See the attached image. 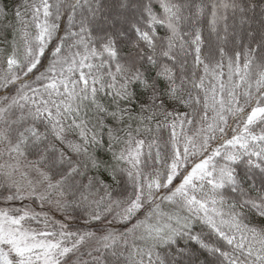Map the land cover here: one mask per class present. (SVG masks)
<instances>
[{
	"label": "snow or ice",
	"instance_id": "obj_1",
	"mask_svg": "<svg viewBox=\"0 0 264 264\" xmlns=\"http://www.w3.org/2000/svg\"><path fill=\"white\" fill-rule=\"evenodd\" d=\"M27 2L28 0H24L25 5ZM83 4L89 5V15L77 22L75 10L81 5V0L70 3L69 23L73 26L78 23L79 29L69 30L66 39L70 40V43L67 47L63 41L57 43L52 52V63L46 72L37 77L44 82L42 88H32L33 95H29L24 92L28 85H24L7 106H0V144L7 146L9 156H24L23 146H35L39 149L41 144H45V147L59 157L54 163H68V175L71 176L78 173L79 168L49 142L50 137L66 144L68 149L77 155H87L89 146L102 143L98 131L103 126L102 118L120 122L126 119H141L140 116L131 115L137 104L141 112L151 114L148 119L155 117L157 110L168 118L173 116V113L166 111V103H186L181 92L184 85H189L203 93L202 97L188 93L191 101L202 104L204 112L201 119L207 120L209 112L214 113L207 128L200 130L206 135L198 151L194 150V141L187 139L183 149L175 148L174 158L168 165L167 173L157 172L151 178L145 177L143 182L141 165L146 162V155L151 156L150 151H145L143 139L137 140L129 131L130 138L126 141L128 147L115 155L117 161L127 162L131 166V170L124 171H127L135 189V195L129 197L126 207L117 215H121L124 220L130 219L145 202H154L156 194L162 189L169 191L162 199H166L176 210L171 214L157 211L160 204L156 203L152 213L157 216L155 222L149 223L146 219L137 223L130 230L133 242L129 244L124 240L123 246L128 249L127 254L117 251L116 245L120 238L112 234L103 238L107 241L103 247L112 250V264H144L145 259L152 264L153 250L157 246L171 245L177 238L187 237L218 254L226 264H264V228L245 223L247 217L244 213V210H247L264 218V189L253 198L245 188V181L250 173L258 170L264 174V65L259 66V72L254 73L255 79L249 82L254 60L252 53L256 49H248L242 65L240 52L237 51L233 57H228L223 47L216 51L220 59L216 60L215 64L210 60L206 62L202 55L204 40L199 29L182 31L184 23L190 18L184 15V9L190 6L187 0H160L162 16L153 11L150 0H83ZM52 8L49 0H39V6H34L33 19L41 20V16L43 19L37 24L38 32L35 36L21 30L20 38L24 41L25 54L23 61L15 52L7 59L8 72L11 74L9 83H15L19 79L15 75L16 70L23 69V75L27 76L41 63V57L59 28V24L55 22L61 18L59 7L56 8L55 18L50 21L49 18L54 16ZM250 8L251 5L246 9L237 0H219L218 5L212 3L210 31L217 33L218 26L223 24L224 35L219 39L227 43L229 34L227 24L223 23L228 19L227 10H239L243 14ZM220 9L224 11H219ZM204 12L205 8L197 4V19L203 16ZM16 15L22 14L17 12ZM246 22L241 19L242 25ZM144 24L147 25V30ZM157 25L168 30L167 40L161 42L159 50L155 33ZM129 30L135 39H128ZM231 35L237 43H242L235 33ZM185 37L189 39L186 40ZM125 42L131 45L127 50ZM187 56H192L194 67L201 69L202 75L199 78H196L195 71L191 73V78L178 77L173 67L161 59L165 58L172 65L183 69L187 63L184 58ZM153 67L159 68V71L150 74V68ZM225 67L229 69L227 73L223 71ZM233 77L237 78L235 82ZM242 86L243 90L238 93L237 89ZM105 97H111L107 107L102 103ZM113 104L116 108L110 110ZM16 107L22 112L26 110L27 115L21 114L9 122L5 117L10 109ZM186 116L187 114L177 117V122L170 127L173 130L177 126L183 128ZM229 117L241 121L234 126L241 130L230 139L224 140L225 128L231 127L228 124ZM93 120L95 124H92ZM25 121L30 123L22 130H16V142L13 143L8 130L13 124H24ZM4 125L7 127H3ZM38 125L42 126L44 131H41ZM136 131L139 134L141 130ZM217 132L221 134L222 142L219 147L212 149L208 141L216 139ZM69 134L77 136L79 143L68 141ZM109 135L119 142L118 135L112 132H109ZM178 135L173 131L174 137ZM189 144L193 145V149L188 147ZM152 147L151 144L147 145L148 149ZM197 154L202 158L192 163L190 171L181 177L180 183L174 185L179 171L189 163L188 157ZM156 155L159 156V151ZM88 158L92 167H99L93 157ZM237 166H242L243 175ZM2 167L0 165V168ZM3 175L5 173L0 171V176ZM6 175L11 179L12 172ZM41 175L45 180H49L47 175ZM60 183L62 181L55 185L49 183L48 187L58 188ZM228 196H234L235 202L230 201ZM13 198L21 197H8ZM225 206L228 208L227 212L224 211ZM95 218L99 219V216ZM30 219L34 220L36 217L27 212L15 216L6 210H0V264H62L63 259L72 253L79 243L84 242V236H79L77 243L68 247L65 241L73 235L72 233L37 232L25 226V221ZM196 222L205 225L219 240L231 246L232 250L209 248L199 235L192 232V225ZM136 240L145 244L150 242V247L141 249ZM160 264H163L162 260Z\"/></svg>",
	"mask_w": 264,
	"mask_h": 264
},
{
	"label": "trees",
	"instance_id": "obj_2",
	"mask_svg": "<svg viewBox=\"0 0 264 264\" xmlns=\"http://www.w3.org/2000/svg\"><path fill=\"white\" fill-rule=\"evenodd\" d=\"M152 1L153 11L157 15L162 16L163 9L160 6V0ZM71 2L74 1L49 0L53 8L55 7L53 12L54 18L57 6L60 11L61 18L55 21L59 24L56 36L48 44L44 56L41 57V63L36 69L27 76L23 75V69L16 70L15 75L18 76L19 79L15 83H9L8 81L11 79V74L8 72L7 59L15 52L17 57L23 61L25 54L24 41L20 38L21 30H26L30 33V36H35L38 30L37 24L40 23L43 18L41 16V20L33 19L35 15L34 6H39V0H28L27 5L24 4V0H0V106H7L11 102V98L16 97L21 87L24 85H28V87L24 88V92H27L29 95H33L31 92L32 88H42L44 82L38 80L37 77L41 73L46 72L52 63L54 59L52 52L57 43L63 41L67 47L70 43V40L66 39L69 30L78 31L79 29L78 23L74 26L69 23L68 17L70 16ZM237 2L242 3L246 9H248L249 5H251V8L243 14L240 13L239 10L235 12L227 10L228 19L223 22L227 24V32L229 34L227 43L219 39V37L224 35L223 24L218 26L217 33L210 31L209 20L212 10L211 5L212 3L218 5L219 0H192L190 6L184 9V15L190 18L184 23L182 31H194L196 28L199 29L204 40L202 55L206 58V62L210 60L212 64H215L216 60L220 59L216 54L219 47L225 49L228 57H233L234 53L237 51L240 52L241 65L245 62V54L248 49L255 48L256 51L252 53L254 60L249 80L251 83L255 79L254 73L260 70L259 66L264 65V43H262V38H264V0H237ZM197 4H201L205 8L204 15L199 19H197L196 16ZM88 7L89 5L83 4V0H81V5L75 10L77 22L79 18L86 15ZM53 8L51 9L52 11ZM220 11L222 10L220 9ZM229 11L231 13H229ZM17 12H20L22 15L17 16ZM242 18L247 22L243 25L242 43H237L236 39L231 34H236V29L239 27L237 21ZM53 19L51 18V20ZM144 28L147 30L146 24H144ZM155 33L159 50L162 46L161 42L167 40L168 30L164 26L157 25L155 27ZM249 33H251V36H249ZM93 35H96L95 28L93 29ZM128 39H135L131 30L128 31ZM185 39L187 40L189 37H185ZM126 47L129 48L131 45L125 42V49ZM161 59L164 63L173 67L178 77L187 76L191 78V73H189L191 70L195 71L196 78L202 75L201 69L194 67L192 56L184 58L187 60V63L183 69H180L178 65H172L165 58ZM157 71H159V68H150V74ZM223 71L227 73L229 69L225 67ZM224 79L226 80L227 77L225 76ZM236 79V77H233V82H235ZM243 88L244 86H242L241 89H237V92L239 93ZM188 93H191L192 96H203V93L199 90L193 89L189 85H184L181 96L186 103L168 101L166 103V111L173 113V116L168 118H165V116L157 110L158 114L148 119L151 114L148 112H141L138 104L135 110L131 112V115L133 117L140 116L141 119H126L120 122L111 118H102L103 126L98 129L102 143L89 146L87 155H77L71 152L66 144H61L50 137L49 142H51L55 148L59 149L66 158H70L73 164L79 168V172L71 176L68 175L70 168L66 161L64 163H54V161H58L59 157L53 151L45 152L42 157L39 155L40 148L45 144H41L39 149L35 146H23L25 152L24 157L28 160V164L49 177V180H45L47 188L42 200L34 198L33 202L29 204V208L31 209L29 215L35 216L36 219L27 220V224L36 228V231H52L57 234L61 231L72 233L73 235L68 237L65 241L68 247H71L73 243H77L79 236H84V242L79 243L78 247L63 259L62 264H109L108 255L112 250L103 247V245L107 243V241L103 239L105 236L112 234L114 237H119L120 240L116 245V249L117 251H122L127 254L128 249L123 246L124 240H127L129 244L133 242V235L130 233V230L133 229L134 225L137 223L146 219H148L149 223L155 222L157 216L152 215V213L156 203L160 204V209L157 211L170 213V211L174 212L176 210L174 206L168 204L166 199H162L167 195L162 189L160 193L156 194L154 202H145L143 207L130 219L124 220L121 215H117L118 213H122L123 208L127 205L129 197L135 195V189L132 181L127 175V171H124L131 170V166L127 162L117 161L115 155L128 147L126 141L130 138L129 131L131 132V136H134L137 140L143 139L146 146L145 151L151 152V156L146 155L144 157L146 162L141 165V182H143L145 177L151 178L157 172H162V170L168 171V165L174 158L175 148L183 149L187 139L191 138L194 141V150L198 151L206 135L205 132L200 130L202 128H207V124L211 122L214 113L209 112L208 119L202 120L201 117L204 112L202 104H195L191 101ZM146 98L145 96L144 99ZM110 100L111 97H105L102 103L107 107ZM243 103L244 100L243 97H241V104ZM115 108L116 106L113 104L110 110H115ZM247 110L246 107L245 111ZM21 114L27 115V111L25 110L22 112L18 107L12 108L5 119L11 122L17 119ZM184 114H187V116L184 118L183 128L177 126L173 130L170 125L176 123V118L184 116ZM188 121H191V123ZM29 123L30 121H25L24 124L12 125L8 131L13 143L16 142V130H22L23 127ZM240 123L241 121L229 117L228 124L231 127L225 128L226 135L223 139H230L237 131H240L241 129H236L234 127L236 124ZM92 124H95L94 120ZM3 127H7V125ZM38 127H40L41 131H44L42 126L38 125ZM145 128L151 130L145 131ZM137 129L141 130L139 134H137ZM95 130L97 129H94V131ZM173 131L179 135L174 137ZM109 132L118 135L120 137L119 142L114 141L109 135ZM215 135L216 139L208 141L212 149L219 147L222 142L221 134L217 132ZM67 140L73 143H79V138L72 134L67 136ZM30 144L31 141H29V145ZM149 144L153 145L151 149L147 148ZM188 147L193 149L192 144H189ZM7 151V146L0 144V165L3 166L0 168V171L2 172L5 170L4 168L7 160L16 155L13 154L9 156ZM157 151H159L158 158L156 155ZM205 155H207V153ZM89 156L93 157L99 163V167L91 166V162L88 158ZM201 158L202 157L198 154L194 156L190 155L188 157L189 163L179 171V175L173 182L174 185L180 183L181 177L190 171L192 163L199 161ZM237 168L243 175L242 166H237ZM65 177L67 178L65 179ZM6 179L5 175L0 176V208H7L15 212L16 215H19L22 209L21 205L24 201L21 198L8 199L10 196L19 195L16 194L18 193L17 191L11 190L9 186L5 184ZM75 179L80 180L82 185L75 183ZM58 181H62L58 188L48 187L49 183L55 185ZM245 188L253 198H256L261 190L264 189V174H261L258 170L254 173H250L248 180L245 181ZM84 193H86V199L83 202L80 201L79 204H75L74 200L76 198L79 199ZM227 198L235 202L234 196H228ZM61 201L63 204L62 207H60L66 213L65 218L69 219L66 225H61L56 221L55 212L59 215L60 208H54L52 211H49L56 203L61 204ZM117 201L120 203L117 204ZM115 203L116 205H114ZM237 209L239 210V205H237ZM224 211H228L227 206H225ZM244 213L247 217L245 223H249L251 226L257 228H264V218L255 215L251 211L244 210ZM96 216H99V219H96ZM149 217L151 218L149 219ZM192 232L199 235L201 239L209 245V248H220L223 251L232 250L231 246L219 240L216 235L211 233L202 223H194L192 225ZM86 234L91 235L89 236ZM135 242L141 249L150 247V242L148 244L139 240ZM96 246L98 248H95ZM153 251L152 264H160L161 260L163 264H192V261L197 262L198 260H201L203 264H226L224 259L218 254L201 247L200 244L187 237H179L176 239V242L171 245L157 246ZM90 254L96 256V261L91 259L84 260L89 258ZM157 257H159V259H157ZM241 259H243V257H241ZM144 264H149V261L145 259Z\"/></svg>",
	"mask_w": 264,
	"mask_h": 264
},
{
	"label": "rangeland",
	"instance_id": "obj_3",
	"mask_svg": "<svg viewBox=\"0 0 264 264\" xmlns=\"http://www.w3.org/2000/svg\"><path fill=\"white\" fill-rule=\"evenodd\" d=\"M72 1H74V0H72ZM191 1L192 0H189V2H188V0H187V2L189 4L191 3ZM150 2H151V5H152L153 1L150 0ZM54 10H55V7L53 8V12H54ZM222 11H224V10H222ZM229 13H231V12L229 11ZM189 14H187V15H189ZM88 15H89V13H88V10H87L86 11V15L83 16V17H87ZM51 18L53 19L54 16L51 17ZM51 18H50V20H51ZM77 18H79V17H77ZM80 19L81 18H79V20ZM237 22H238V26L239 27H237V29H236V35H237V37L242 38L243 25L244 24L243 25L241 24V20L240 19ZM37 32H38V30H37ZM37 32H36V34H37ZM126 50H127V47H126ZM192 72H193V70H191L189 73H192ZM48 151H50V150L47 147H45V145H44V146H42L40 148V154L39 155L42 157V156H44V153L45 152L47 153ZM14 168L17 169V170L13 171ZM4 169H5L4 173H5V176L7 178L6 181H5L6 182L5 184H7L11 190L17 191L18 193H16V194L21 196V199H23V201H24L22 203V205H21L22 209L19 207L21 209L19 215H22L24 212L29 213L31 211V209L29 208L30 207L29 204H31L33 202L34 198L37 199V200H42V198L44 197V194L46 193L45 191H46V188H47V183H46L44 177L41 175L40 171H38L36 168H34V167L30 166V164H28V160L24 156H19L17 154L12 156L10 159L7 160L6 166H5ZM8 172H12L11 179H9V177L6 175ZM162 172L167 173L166 170H162ZM74 182L75 183H79L78 185H82V182L80 180H78V179H75ZM163 191L166 192L167 195H168V189H163ZM85 194L86 193L81 195L79 199L76 198L74 200V203L75 204H79L80 201L83 202L86 199ZM62 204H63L62 201H61V204L60 203H56L53 206V208H51V210H49V211H52V209H54V208H60L59 210L61 212L59 211V215L61 217L59 215H57L56 212H55L56 221L59 224H61V225H66V224H68L69 219L65 218L66 213H65V211H63L61 209ZM114 205H116V203ZM0 210H6V211L9 212L10 215L19 216V215H16L15 212H13V211H11V210H9L7 208L6 209L0 208ZM171 213H172V211H170L169 214H171ZM25 226L29 227L31 229H34L36 231V228L31 227L30 225L27 224V221H25ZM37 232H39V231H37ZM95 248H98V247L96 246ZM88 259L96 261V256L93 255V254H90L89 258H86L84 260H88ZM81 260H79V261H81ZM108 262H109V264H112L111 253L108 255ZM192 264H203V262L201 260H198L197 262H195V261L193 262L192 261Z\"/></svg>",
	"mask_w": 264,
	"mask_h": 264
}]
</instances>
